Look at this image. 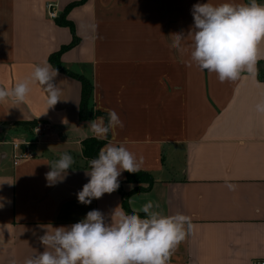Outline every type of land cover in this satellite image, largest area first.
Wrapping results in <instances>:
<instances>
[{"label": "crops", "instance_id": "0c3cea01", "mask_svg": "<svg viewBox=\"0 0 264 264\" xmlns=\"http://www.w3.org/2000/svg\"><path fill=\"white\" fill-rule=\"evenodd\" d=\"M79 2L0 0V88L30 80L35 66L51 65L49 57L71 44L72 32L50 19L46 6L58 18ZM197 2L207 0H87L67 15L79 41L61 63L91 82L90 105L105 122L108 109L120 115L124 127L110 132L106 144H123L142 159L138 172L152 177L150 188L141 184L144 191L131 194L136 185L123 172L116 191L78 202L90 179L82 142L96 137L79 119L76 79L58 71L60 101L51 108L39 83L29 84L21 104L0 102V264H24L42 252V225L68 226L93 209L118 220L127 213L125 195L131 212L151 200L164 215L191 217L194 228L168 264L264 260V112L256 110L264 103V41L255 75L245 71L221 83L215 73L187 66V57L170 47V34L187 32ZM34 120L40 127L32 135L14 125ZM15 141L29 143L34 159L14 165ZM65 152L74 157L73 168L48 186V164Z\"/></svg>", "mask_w": 264, "mask_h": 264}, {"label": "clouds", "instance_id": "9594fccd", "mask_svg": "<svg viewBox=\"0 0 264 264\" xmlns=\"http://www.w3.org/2000/svg\"><path fill=\"white\" fill-rule=\"evenodd\" d=\"M191 15L193 24L187 32L170 34V47L187 57V66L194 64L201 71L215 73L221 83L236 81L245 71L256 74L259 45L264 41V4L257 0L248 3L207 0L193 4ZM58 75V69L51 65L35 66L30 80L17 82L11 89L0 88V102L11 99L14 104H21L30 91L29 84L39 83L47 94L48 108L54 107L60 101V89L54 82ZM256 110L264 112V103L257 104ZM107 112V122L103 116L87 122L100 140L124 127L114 109ZM74 163V157L65 152L48 164L50 170L45 173L48 186L62 182ZM88 163L85 175L90 179L76 194L78 202L84 205L116 191L122 173H137L142 159L123 144L107 143ZM227 187L235 190L233 184ZM159 207L149 200L131 214L120 212L118 220L112 213L110 222L101 211L93 209L68 226L42 225L44 234L38 239L44 250L27 258L24 264H168L172 252L194 225L191 217L184 214L168 216L154 210ZM140 212L145 214L144 218Z\"/></svg>", "mask_w": 264, "mask_h": 264}, {"label": "trees", "instance_id": "16d2710c", "mask_svg": "<svg viewBox=\"0 0 264 264\" xmlns=\"http://www.w3.org/2000/svg\"><path fill=\"white\" fill-rule=\"evenodd\" d=\"M87 0H81L78 4H71L69 5L65 11L62 13V15L58 18H56V23L57 25L61 27H67L70 29V31L73 34V40L69 46L61 48L58 52L52 54L49 57V63L51 66L55 69H58L59 72H63L67 74L68 76L76 79L79 81L81 84V102H80V108H79V119L81 121H90L92 119H95L96 117L103 116L98 111H95L91 105V96L93 92V86L89 80H87L83 76H79L76 74H72L71 72L67 71L62 63H61V56L63 53L68 51L69 49L73 48L75 45L78 43V39L74 34V27L73 24L67 19V15L70 12L71 9L76 7L77 5H80L84 3ZM262 75V72H261ZM263 78V76L261 77ZM39 124L40 122H37L36 120L30 121V122H18L15 123L14 125L16 126H34L35 124ZM106 144V140H98L96 138H89L86 139L82 142V153L85 159L88 161L91 159H94L98 156L99 150L101 147H103ZM126 174V181L130 184L136 185L131 194H135L141 191H144L143 188L140 187L141 184H147L149 188L153 184V179L150 175L142 173V172H137V173H128L125 172ZM127 198L128 195L124 196V201H123V209L128 213L131 214L132 212L128 209L127 206ZM142 218H144L143 215H140Z\"/></svg>", "mask_w": 264, "mask_h": 264}, {"label": "built area", "instance_id": "2783aa9c", "mask_svg": "<svg viewBox=\"0 0 264 264\" xmlns=\"http://www.w3.org/2000/svg\"><path fill=\"white\" fill-rule=\"evenodd\" d=\"M47 14L50 19L55 20L57 18L54 8L51 4H47ZM12 158L13 164L17 165L23 161H29L34 159V155L31 153L30 144L24 141L12 143ZM253 264H264L263 261H255Z\"/></svg>", "mask_w": 264, "mask_h": 264}, {"label": "rangeland", "instance_id": "374dc122", "mask_svg": "<svg viewBox=\"0 0 264 264\" xmlns=\"http://www.w3.org/2000/svg\"><path fill=\"white\" fill-rule=\"evenodd\" d=\"M17 129H20V130H23L24 133H26L27 135L28 134H34L35 132H37V130L39 129V124H35L33 127L30 125V126H15ZM41 132V131H40Z\"/></svg>", "mask_w": 264, "mask_h": 264}]
</instances>
